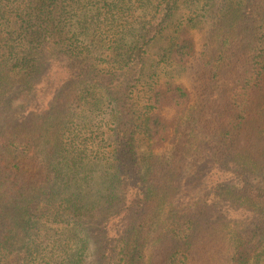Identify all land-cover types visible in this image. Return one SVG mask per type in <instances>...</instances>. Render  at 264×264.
Returning a JSON list of instances; mask_svg holds the SVG:
<instances>
[{
	"label": "trees",
	"instance_id": "trees-1",
	"mask_svg": "<svg viewBox=\"0 0 264 264\" xmlns=\"http://www.w3.org/2000/svg\"><path fill=\"white\" fill-rule=\"evenodd\" d=\"M0 264H264V0H0Z\"/></svg>",
	"mask_w": 264,
	"mask_h": 264
},
{
	"label": "rangeland",
	"instance_id": "rangeland-1",
	"mask_svg": "<svg viewBox=\"0 0 264 264\" xmlns=\"http://www.w3.org/2000/svg\"><path fill=\"white\" fill-rule=\"evenodd\" d=\"M202 35H203V31L199 32L196 34V40L199 42V43H202L203 40H202ZM159 46V44H158ZM157 52V47L156 48H153L151 50V55L148 57V61H152L153 60V57H154V53ZM179 80L185 82L186 85L190 84L191 81H188V79L183 75L181 78H179ZM188 82V84H187ZM190 166H187L186 167V170L189 168ZM186 180V179H184ZM191 196V195H190Z\"/></svg>",
	"mask_w": 264,
	"mask_h": 264
}]
</instances>
